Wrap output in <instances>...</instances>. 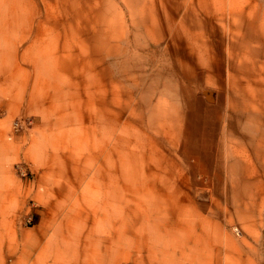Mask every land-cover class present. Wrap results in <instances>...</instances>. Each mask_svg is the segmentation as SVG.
Wrapping results in <instances>:
<instances>
[{
  "label": "crops",
  "instance_id": "0c3cea01",
  "mask_svg": "<svg viewBox=\"0 0 264 264\" xmlns=\"http://www.w3.org/2000/svg\"><path fill=\"white\" fill-rule=\"evenodd\" d=\"M95 10L0 0V264H264V0ZM72 30L101 35L66 73Z\"/></svg>",
  "mask_w": 264,
  "mask_h": 264
},
{
  "label": "rangeland",
  "instance_id": "374dc122",
  "mask_svg": "<svg viewBox=\"0 0 264 264\" xmlns=\"http://www.w3.org/2000/svg\"><path fill=\"white\" fill-rule=\"evenodd\" d=\"M100 3V0H60L61 9L64 11H75L74 15L68 16L65 14L61 16L60 23H76L83 24L89 22V16H86L87 11H92L94 14L96 12L95 8ZM87 10V11H86ZM94 23H99V15L94 14L92 17ZM58 22L55 20V23ZM31 35L35 33H30ZM57 49L56 51L60 56L59 66L62 72L69 73L75 67L80 65L83 67L84 58L86 55V41L89 39L100 38V32L88 33L83 30H72V31H62L57 33ZM35 49L29 48L30 58L34 54ZM91 51L92 49L89 48ZM95 49H93L94 52ZM32 82V81H31ZM3 114V113H1ZM34 120L32 117L15 116L11 122L5 126L6 132L14 138H20L21 136H28V132L33 127ZM24 139V138H23ZM26 144V143H25ZM13 180L20 185H29L33 180V174L28 170L25 164L20 161H14L13 165ZM33 224V219L28 217L24 219L22 223L23 228L31 227ZM126 264V263H122Z\"/></svg>",
  "mask_w": 264,
  "mask_h": 264
},
{
  "label": "built area",
  "instance_id": "2783aa9c",
  "mask_svg": "<svg viewBox=\"0 0 264 264\" xmlns=\"http://www.w3.org/2000/svg\"><path fill=\"white\" fill-rule=\"evenodd\" d=\"M235 231H236L237 234L239 233V232L237 231V229H236Z\"/></svg>",
  "mask_w": 264,
  "mask_h": 264
}]
</instances>
